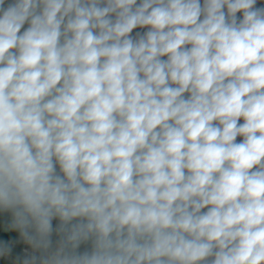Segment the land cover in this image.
<instances>
[{"label": "clouds", "instance_id": "obj_1", "mask_svg": "<svg viewBox=\"0 0 264 264\" xmlns=\"http://www.w3.org/2000/svg\"><path fill=\"white\" fill-rule=\"evenodd\" d=\"M5 5L0 212L29 246L12 264H264V6Z\"/></svg>", "mask_w": 264, "mask_h": 264}, {"label": "crops", "instance_id": "obj_2", "mask_svg": "<svg viewBox=\"0 0 264 264\" xmlns=\"http://www.w3.org/2000/svg\"><path fill=\"white\" fill-rule=\"evenodd\" d=\"M7 3H10L9 0H6V5L7 6ZM11 216V215H10ZM8 217H5L3 218L1 221H0V241H3V240H10L13 243V248H17L19 249L20 252H12V257L9 258V259H4V258H0V264H12V259H14L17 255H23L24 251L22 250L23 248H26V247H29L28 245L24 244V242L20 239L19 237V233L18 232H15V231H3L2 228L4 226L7 227V225L9 224L8 223Z\"/></svg>", "mask_w": 264, "mask_h": 264}, {"label": "water", "instance_id": "obj_3", "mask_svg": "<svg viewBox=\"0 0 264 264\" xmlns=\"http://www.w3.org/2000/svg\"><path fill=\"white\" fill-rule=\"evenodd\" d=\"M9 2H11V0H9ZM260 6H264V0H257V7H260ZM134 31H143V30H141V29H136V30H134ZM240 139H242V138H239V137H238V140H240ZM10 221H11V216L8 217V223H10ZM57 224H58V221H57V220H54V221H53V226L55 227ZM2 230L5 231V232H7V231H6V226H4V227L2 228ZM55 238H56V237H55V234H54L53 239L55 240ZM84 247H85V246L82 245V249H81V250H83Z\"/></svg>", "mask_w": 264, "mask_h": 264}, {"label": "trees", "instance_id": "obj_4", "mask_svg": "<svg viewBox=\"0 0 264 264\" xmlns=\"http://www.w3.org/2000/svg\"><path fill=\"white\" fill-rule=\"evenodd\" d=\"M7 216H10V213H5V212H0V221L3 219V218H5V217H7ZM14 252H20L19 251V249H17V248H13V253Z\"/></svg>", "mask_w": 264, "mask_h": 264}, {"label": "built area", "instance_id": "obj_5", "mask_svg": "<svg viewBox=\"0 0 264 264\" xmlns=\"http://www.w3.org/2000/svg\"><path fill=\"white\" fill-rule=\"evenodd\" d=\"M26 249H29V247L23 248L22 250L25 251Z\"/></svg>", "mask_w": 264, "mask_h": 264}]
</instances>
